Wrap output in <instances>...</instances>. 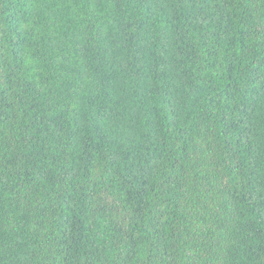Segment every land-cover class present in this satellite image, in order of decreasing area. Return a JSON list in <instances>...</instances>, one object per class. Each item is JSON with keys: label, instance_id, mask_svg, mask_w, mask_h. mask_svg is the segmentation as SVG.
I'll return each mask as SVG.
<instances>
[{"label": "trees", "instance_id": "16d2710c", "mask_svg": "<svg viewBox=\"0 0 264 264\" xmlns=\"http://www.w3.org/2000/svg\"><path fill=\"white\" fill-rule=\"evenodd\" d=\"M0 264H264V0H0Z\"/></svg>", "mask_w": 264, "mask_h": 264}]
</instances>
